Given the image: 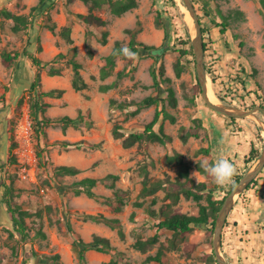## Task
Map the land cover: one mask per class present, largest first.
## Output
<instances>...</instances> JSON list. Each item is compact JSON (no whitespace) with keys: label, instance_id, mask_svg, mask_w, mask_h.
Instances as JSON below:
<instances>
[{"label":"rangeland","instance_id":"1","mask_svg":"<svg viewBox=\"0 0 264 264\" xmlns=\"http://www.w3.org/2000/svg\"><path fill=\"white\" fill-rule=\"evenodd\" d=\"M38 1L0 0V9L28 16V25L14 32L11 30L13 21L0 15L3 21L0 27V264H82L72 249V241L75 236L90 241L94 234L109 238L113 248L106 252L88 249L85 252L87 264H109L111 259L117 264H218L205 258L212 252L213 230L195 227L189 235V246L179 242L174 248L168 243L171 231L157 227L162 218L159 209L172 201L170 194L179 195L173 208L188 214L198 211V202L183 193L185 177L178 175V164L167 162V155H181L189 165V176L208 186L216 184L198 169V162L210 164L223 156L234 164L236 174L242 176L259 156L250 159L248 153L237 158L227 149L216 148L230 137L215 131L212 138L211 123L221 121L230 126L234 121L216 113L201 96L191 43L193 33L185 19L188 10L183 0H137V7L121 15L111 13L109 5L104 4L94 10V14L106 20L103 26L86 23L77 16V13H88L82 0L72 3L52 0L45 11L34 14L30 8ZM193 3L204 30L205 71L218 101L246 109L257 104L264 106V0H193ZM159 10L164 21L157 25L155 19ZM224 21L227 26L221 33L219 29ZM52 24L54 32L48 26ZM166 25L170 35L167 39ZM64 26H70L72 42L60 33ZM126 28L137 31L138 41L159 46L167 40L170 48L158 58L137 54L138 58L132 63L118 55L111 74L100 79L99 69L105 63L104 57L112 53L115 42L119 40L121 45L127 46L130 35L125 32ZM104 30L108 35L103 44ZM185 40L189 41L192 52L181 56L176 49ZM189 44H185V48ZM3 51L16 53L10 66L2 63ZM34 57L40 60L39 65L33 62ZM71 58L81 63L80 72L87 83V87L79 91L71 86L73 71L68 63ZM177 60L184 65L179 76L174 68ZM161 65V81L154 86L151 71H158ZM50 67L60 68L61 73L49 75ZM121 70L125 74L118 77ZM36 78V88L32 90L31 83ZM112 82L115 83L113 88L105 92L99 90V85ZM169 86L175 91V107L167 100ZM54 88L64 91L60 96H43L42 101L49 105L39 116L55 119L80 114L82 121L65 128L60 123L45 125L38 146L29 114L30 96ZM148 95L161 100L142 107L136 114H131L136 107L134 104L128 109L110 104L111 99L140 101ZM162 104L175 121L160 116L155 128L162 124L164 131L172 135L171 141H142L124 147L123 138L113 136L114 125L121 127L124 135L142 130ZM257 115L264 119L261 112ZM198 118L202 121V126L196 129L198 136L181 139L179 133L189 131ZM62 141L80 142V145L66 148L61 145ZM244 146V142L239 143V148ZM39 148L43 150L41 164L36 155ZM58 165H73L79 172L57 174ZM109 173L118 177L113 184L108 179L98 182L92 188L93 197L84 192L76 194L75 183L81 178H102ZM257 177L256 183L235 196L223 226L221 251L229 264H264V191L258 190L264 183V171ZM157 179L164 181L163 188L145 198L138 197L144 180ZM231 189V183L226 184L214 197L221 198ZM116 190L124 200L120 211L113 209ZM6 198L11 205H19L30 213L24 218L22 232L17 228L19 225L14 224ZM135 201H142V206H136ZM200 202L207 203L205 198ZM87 213L118 218L124 235L121 237L117 228L103 221L86 219ZM154 234L158 241L147 250L133 246L136 240ZM159 249L163 250L162 262L146 261L148 255H155ZM54 254L59 255L57 260L52 258ZM45 257L48 263L42 261Z\"/></svg>","mask_w":264,"mask_h":264},{"label":"trees","instance_id":"2","mask_svg":"<svg viewBox=\"0 0 264 264\" xmlns=\"http://www.w3.org/2000/svg\"><path fill=\"white\" fill-rule=\"evenodd\" d=\"M69 3L74 2L75 0H67ZM84 4L87 6L88 13L83 14V13H77V16L84 22L86 23H96L98 25H105L106 20H104L102 17L94 14V10L99 9L102 7V5L107 4L109 5L110 11L113 14L116 15H121L124 12L137 7V0H82ZM52 4V0H39L36 5H33L30 8V12H33L34 14L41 13L42 11H45L48 7H50ZM0 15H2L6 19H11L13 21V24L11 26V30L14 32H18L25 28L28 25V16L24 14H18L14 13L13 11L2 8L0 9ZM164 21L163 15L161 14V11H158V14L156 16L155 22L157 25L161 24ZM201 23V21H200ZM3 25V21L0 19V27ZM49 29L54 32L55 25H48ZM221 28L219 31L221 33L225 32L227 23L224 21L221 23ZM71 28L70 26H64L61 28L60 33L62 36L68 41L72 42L73 39L70 35ZM125 32L130 35V40L127 44V47L130 48L133 52L137 54H149L153 55L156 58L161 56L167 49H169V45L164 42L163 44L159 46L155 45H149L146 44L142 41H138L135 38V34L137 31L131 28H126ZM204 32L203 27H202V33ZM107 35L108 31L104 30L102 33L101 37V43H106L107 42ZM170 35L169 33L166 32V38H169ZM185 44H189V41H181V47L177 48L176 51L181 56H184L190 52L191 46L189 44L188 48H185ZM123 45L120 44V41L117 40L114 44L112 53L109 54L108 56H105V63L100 67L99 69V77L100 79H105L107 76H109L112 72V69L115 65V60L114 58L120 54V49ZM204 49L205 43H204ZM74 50H76L74 48ZM14 55L8 51H3L1 55V60L2 63L6 66H10L11 63L13 62ZM58 55H62L59 53ZM55 59V58H54ZM134 59H128L129 63H132ZM33 62L36 65L40 64V60L36 57L33 58ZM68 63L71 64L72 66V79H71V86L73 89L79 91L87 87V83L84 80V78L81 75L80 68H81V63L76 61L74 58H71L68 60ZM175 72L177 76L181 74V72L184 69L183 63H181L179 60L176 61L175 63ZM163 71V66L161 65L159 67V70L157 71L156 69H152L151 75L153 77V85L158 86L160 84V79L159 75H162ZM49 75H58L61 73L60 68L55 67H50L49 70ZM125 74L124 70H121L117 73L118 77H122ZM38 77V76H37ZM92 78H95V75H92ZM164 80H169L168 78H165ZM37 84V78L32 81L31 83V89L35 90ZM115 86V83H103L99 85V90L102 92H105ZM63 89H50L48 91H37L36 93L31 94V98L29 100V114L32 117V127H33V132L35 135L36 140H38L37 145L39 146V137L41 134H44L43 127L45 125H48L50 123H60L63 128L67 126H76L79 122L82 121V116L79 114L76 117H71L69 115H63L60 117H57L55 119L48 118L46 116H39L40 113H44L45 107L49 105V103L42 101L43 96H60L61 93L63 92ZM167 92V100L168 103L172 106L175 107L177 104V98L175 96V91L172 86H169L166 88ZM224 99V98H222ZM161 100L158 97H155L153 95H148L142 98L140 101H120L118 102L116 99H111L110 104L112 106H115L120 109H128L131 105H136V107L131 111V114H136L142 107L150 106L156 102ZM225 100V99H224ZM164 104V103H163ZM162 104V105H163ZM254 105V104H252ZM219 115H222L221 113L217 112ZM160 116H163L164 118H169L172 122L175 121V117L173 115H170L168 112H166L164 105L162 106L161 109H156L155 113L153 115V118L145 123L144 128L142 130H132L129 131L126 135L121 131V127L118 125H114L112 128V134L114 137H122V145L124 147H131L136 143H140L142 141H149V142H156V143H166L172 140V135L166 133L164 131L163 125L159 124L157 128H155V125L158 123ZM228 120L230 121H235V117H228L225 116ZM194 122H197L195 126L190 128L189 131L186 133H179V137L183 140H186L188 136L194 135L198 136V132L196 129L198 127L202 126V121L200 118L194 119ZM61 145L68 148L71 145H80V142L76 143H70L67 141H62ZM92 146H96V144H92ZM204 150L206 152H209L208 149H200ZM36 155L38 157V161L41 164L43 163V150L39 148L36 151ZM259 155V150H257L253 145L250 148L249 151V156L248 158L253 159L257 158ZM12 160H15V157H12ZM167 162H173L175 161L178 164V171H179V176L185 177V181L183 182V193L185 197L187 198H193L198 202V211L196 214H188V213H183L176 208H173V205L178 201L179 195L177 193L170 194L172 196V201L164 203L160 209H159V214L162 216V218L158 221L157 227L158 228H166L171 231L172 236L168 238V243L170 247H176L179 242H184L187 243L186 246H189L188 239L189 235L193 232L195 227H200L204 230H213V227L215 225V219L218 213V210L223 202V199L225 196L221 198H215L214 195L215 193L219 192V189L221 186L218 185H213V186H208L206 182L201 181V182H195L193 178L189 176V165L186 164L181 155L179 154H174V155H167L166 157ZM210 164H213L210 162ZM198 169L201 172H205L204 168L201 167V164L198 162L197 165ZM55 172L57 174L61 175H74L79 172V169L73 165H58L55 168ZM118 176L116 174L109 173L105 175L102 178H95V177H90L86 176L78 180L75 185V192L76 194H79L81 192L86 193V195L93 197L95 194L92 190L94 186L97 185L98 182H103L105 180H111L110 183L113 184L114 179H116ZM241 176L235 174L233 177V181L231 182V187H233L237 181L239 180ZM258 178V177H257ZM257 178L253 179L246 187L248 189L252 183L257 182ZM164 181L162 179H157L153 180L151 182H147L146 180L143 181L142 187L138 193V197L145 198L149 195L154 194L158 189L163 188ZM10 191V189L8 188ZM10 193H12L10 191ZM206 194V195H204ZM12 195V194H11ZM114 197L116 198V204L113 205V209L115 211H120L124 205V200L122 195L119 193V190H116L114 192ZM205 198L207 203H201L200 201ZM7 202L10 207L11 211V216L14 221V224H18L19 226L17 227L20 232L23 231L24 227V218L28 216L30 213L22 209L19 205H11L10 199H7ZM143 202L142 201H135L136 206H142ZM17 213V215H15ZM133 215V214H132ZM86 219H91L94 221H103L106 224H109L110 226L117 228L118 234L122 237L124 235L123 230H122V225L121 222L118 218L116 217H106L101 213L98 214H92V213H87L84 215ZM68 228H70V225H67ZM158 241L157 234H154L151 237H148L147 239H138L133 243V246L137 249H140L142 251L147 250L151 246H153L156 242ZM190 246H194L193 243H190ZM113 248V245L111 244L109 238L101 235L94 234L92 236V239L90 241H85L83 240L80 236H75L73 241H72V249L74 253L76 254L78 260L82 264H87L86 259H85V252L88 249H95L97 251H109L110 249ZM162 256H163V250L159 249L155 255H148L146 257V261H151L155 260L157 262H162ZM59 257L58 254H54L52 258L54 260H57ZM207 261L211 262L214 261L216 262L215 256L213 251L205 257ZM43 262L48 263V257H45L42 259ZM109 264H117V261L114 259H111L109 261Z\"/></svg>","mask_w":264,"mask_h":264},{"label":"water","instance_id":"3","mask_svg":"<svg viewBox=\"0 0 264 264\" xmlns=\"http://www.w3.org/2000/svg\"><path fill=\"white\" fill-rule=\"evenodd\" d=\"M186 9L189 11V14L193 20V35L191 37L192 48L195 57V68L197 74V81L200 85L201 96L204 102L213 110L224 114L228 117H245L249 116L252 118L258 119L257 112H261L264 116V106L263 105H254L251 108H242L234 104H228L221 101L213 102L210 100L208 96V88H207V79L208 76L205 71L204 64V42L202 36V26L200 23L199 15L196 11L193 0H183ZM165 30L169 33V26H165ZM167 39V38H166ZM167 43V40L165 41ZM260 119V118H259ZM264 168V144L260 151V154L255 162V164L250 167L237 181V183L232 187V189L227 193L223 199V202L218 210L215 225L213 227V236H212V251L214 253L216 262L218 264H229L221 251V239H222V230L225 224L227 215L229 211L232 209L235 196L242 193L247 185L255 179L258 174Z\"/></svg>","mask_w":264,"mask_h":264},{"label":"crops","instance_id":"4","mask_svg":"<svg viewBox=\"0 0 264 264\" xmlns=\"http://www.w3.org/2000/svg\"><path fill=\"white\" fill-rule=\"evenodd\" d=\"M233 124L234 125L227 126L221 121H214L211 123L212 138L216 135L215 131H219L221 136L225 134V137H230L227 142L223 140L221 144H217L216 148L227 149L229 154H233L232 156H236L237 158L238 156L247 155L250 151L251 145H253L257 150H261L264 144V119H262L259 115L258 119L249 116L237 117ZM234 128L235 130H233ZM229 133L231 136H229ZM241 142H244V148H239V143ZM262 171L264 170L262 169ZM258 190L259 192L264 191V183L260 185Z\"/></svg>","mask_w":264,"mask_h":264},{"label":"clouds","instance_id":"5","mask_svg":"<svg viewBox=\"0 0 264 264\" xmlns=\"http://www.w3.org/2000/svg\"><path fill=\"white\" fill-rule=\"evenodd\" d=\"M120 54L126 59L138 58L137 53L133 52L127 46L121 47ZM201 167H203L208 176L211 177L213 183L221 187L231 183L236 174L234 164L223 156L217 157L213 164L204 162L201 164Z\"/></svg>","mask_w":264,"mask_h":264},{"label":"bare ground","instance_id":"6","mask_svg":"<svg viewBox=\"0 0 264 264\" xmlns=\"http://www.w3.org/2000/svg\"><path fill=\"white\" fill-rule=\"evenodd\" d=\"M185 19H186L187 23L191 26V30H192L191 33H193V31H194V27L192 25L193 20H192L191 15L189 14V11H186ZM207 88H208V96H209L210 100L213 101V102H217L218 98L215 95L214 89H213V87L211 86V84L209 82V78L207 79Z\"/></svg>","mask_w":264,"mask_h":264},{"label":"built area","instance_id":"7","mask_svg":"<svg viewBox=\"0 0 264 264\" xmlns=\"http://www.w3.org/2000/svg\"><path fill=\"white\" fill-rule=\"evenodd\" d=\"M252 94H254L255 95V93H252ZM253 100V99H252Z\"/></svg>","mask_w":264,"mask_h":264},{"label":"flooded vegetation","instance_id":"8","mask_svg":"<svg viewBox=\"0 0 264 264\" xmlns=\"http://www.w3.org/2000/svg\"><path fill=\"white\" fill-rule=\"evenodd\" d=\"M250 188V187H249Z\"/></svg>","mask_w":264,"mask_h":264}]
</instances>
